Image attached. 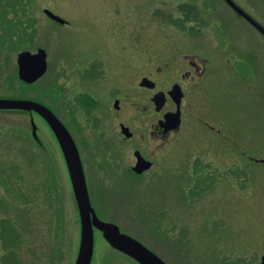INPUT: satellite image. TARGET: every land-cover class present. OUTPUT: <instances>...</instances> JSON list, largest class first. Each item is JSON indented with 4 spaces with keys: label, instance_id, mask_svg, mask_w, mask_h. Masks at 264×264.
<instances>
[{
    "label": "rangeland",
    "instance_id": "rangeland-1",
    "mask_svg": "<svg viewBox=\"0 0 264 264\" xmlns=\"http://www.w3.org/2000/svg\"><path fill=\"white\" fill-rule=\"evenodd\" d=\"M180 3L188 22L199 24L183 26L167 17L170 11L178 15L175 8ZM30 5L29 15L36 18L39 31L33 47L22 49L44 47L50 73L34 86L22 84L13 53L7 67L4 63L0 66L3 98H28L56 108L55 94H45L54 82L59 51L55 38L63 41L62 55L77 53V47L81 51L97 46L102 50L99 52L116 60L123 45L124 57L135 61L137 58L130 55L141 52L133 50V41L148 39V46H143V53H147L149 45L155 43L150 39L153 30L166 54L204 56L207 81L209 76L215 80L206 84L205 100L194 107V113L212 127L227 124L223 132L227 140L216 141L208 129L190 118L185 138L174 149L173 178L167 182L155 179L149 187L124 195L118 190H99L94 181L92 207L100 221L118 225L166 264H220L224 257H242L259 264L264 254V0H30ZM45 8L68 25L55 29L45 21ZM113 63L118 67L119 61ZM199 140L202 161L212 163L209 175L216 185L189 199L186 189L191 178L183 180L178 171L190 169L185 160H190L191 144L195 146ZM58 150L45 122L25 111H0V226L4 232L13 231L9 236L12 240L0 244V264L6 263L7 251L12 256L8 264H74L79 215ZM233 164L238 173L230 178L225 172ZM10 183L16 186L7 188ZM134 197L146 212L143 206L141 211L138 206L137 212V206L132 205ZM163 208H172L168 212L172 220H155L165 213ZM172 226L174 235L167 236ZM95 232L92 264H136L114 252L101 233ZM2 237L6 235L0 233V241Z\"/></svg>",
    "mask_w": 264,
    "mask_h": 264
},
{
    "label": "flooded vegetation",
    "instance_id": "flooded-vegetation-1",
    "mask_svg": "<svg viewBox=\"0 0 264 264\" xmlns=\"http://www.w3.org/2000/svg\"><path fill=\"white\" fill-rule=\"evenodd\" d=\"M194 4L197 5V2ZM201 5L205 6V4ZM182 6L184 7L180 3L175 8L178 15H173L174 12L170 11L167 17L177 22L175 24L183 26L199 24V22H188V14L181 13ZM30 9V0H0V61L2 58L6 59L5 62H0V66L4 63L7 67L6 61L10 55L16 53L15 66L17 79L20 81L18 56L23 52L35 55L43 51L46 61L44 74L33 83L20 81L22 84L34 86L48 77L51 63L44 47L22 49L23 46L33 47L34 38L39 31L36 27V18L29 15ZM42 13L45 21L51 25L54 24L55 29L68 25L65 19L49 9H43ZM47 13L62 20L63 23L54 20ZM199 17L194 15L196 19ZM152 28L154 29L155 26ZM153 32V30L150 32V39L155 43L154 46L149 45L147 53H143V46H148V39L138 41L139 38H135L136 40L133 41V50L141 52L130 55L137 58L135 61L129 59L127 61L123 51L126 48L121 45V50H118L121 53L114 54L119 61L118 67L113 63L116 60L110 59L111 54L99 52L101 48L97 46L91 50L81 49V51L77 47L74 48L77 49V53L62 55L63 41L55 38L54 42L57 43L59 51L53 70L54 85L52 83L50 85L52 89L45 91V94L51 91L55 94V111L38 100L16 98L17 96L15 98L0 97L7 100L36 102L50 110L61 122L70 134L78 152L91 205L90 189L94 188L92 186L94 181L97 189L118 190L122 195L132 189L149 187L158 178L165 179L167 182L174 173L175 146L185 138L183 136L188 130L186 122L190 118L194 117L205 130L208 129L207 131L216 138V141L217 139L227 140L223 137V132L226 131L224 128L228 129L227 124L226 127L221 124L212 127L207 119L196 116L194 113V107L205 100L206 84L210 85L215 80L212 76L211 81L209 76L207 81L208 63L204 56L191 53L166 54V49L160 48L162 43H158ZM14 42L18 43V46L10 49ZM28 113L45 122L35 112ZM56 143L58 153L61 154L65 165L57 140ZM191 146L194 149L188 151L190 160H185V164H188L190 169L182 173L178 171V177L183 180L186 176L187 179L191 178L190 185L188 184L186 189L189 199L195 198L198 194H205L216 185L215 178L209 175L212 163L204 162V164L202 161L203 156L199 152L201 151L200 140L195 143V146L194 143ZM235 154L238 157L237 149ZM237 168L233 164L225 174L230 175V178L237 177ZM164 171L167 172L163 174ZM152 173L156 175L152 176ZM134 198L136 202L138 198ZM168 201L173 208L172 201ZM135 202L132 205L137 206V212L140 206L141 211V206L144 207V205L138 204V200ZM172 208H169V211H172ZM162 211L165 213L162 212L159 217L154 218L156 221L172 220L169 217V211L164 208ZM1 228L2 226H0V233L6 235V238L2 237L0 244L7 245L12 240L9 236L13 234V231L7 233ZM172 235H174V226L167 232V236ZM169 241L172 242V238ZM4 254L5 264H8L12 256L8 254V251Z\"/></svg>",
    "mask_w": 264,
    "mask_h": 264
},
{
    "label": "water",
    "instance_id": "water-1",
    "mask_svg": "<svg viewBox=\"0 0 264 264\" xmlns=\"http://www.w3.org/2000/svg\"><path fill=\"white\" fill-rule=\"evenodd\" d=\"M52 18L63 23L56 17ZM17 64L19 79L24 83H33L44 74L45 54L43 51L35 55L23 52L18 56ZM4 110L35 112L47 123L61 147L80 223L79 247L74 264H91L94 253V229L101 233L112 250L130 258L137 264H166L139 241L121 233L117 225L100 221L97 218L90 205L83 169L74 142L50 110L32 101L0 99V111ZM32 128V134L35 136L34 125ZM259 264H264V255Z\"/></svg>",
    "mask_w": 264,
    "mask_h": 264
},
{
    "label": "trees",
    "instance_id": "trees-1",
    "mask_svg": "<svg viewBox=\"0 0 264 264\" xmlns=\"http://www.w3.org/2000/svg\"><path fill=\"white\" fill-rule=\"evenodd\" d=\"M17 46H18V43L14 42L10 46V49H15ZM11 185H15L16 186L15 183H13V184L10 183V185H8L7 188L11 187ZM9 191H11V190H8L7 193H9ZM0 203H1V200H0ZM48 223H49V221H48ZM220 264H252V263L248 262L247 260L244 261V259L242 257H236V258H232V259L231 258L224 257L223 260H222V262Z\"/></svg>",
    "mask_w": 264,
    "mask_h": 264
}]
</instances>
